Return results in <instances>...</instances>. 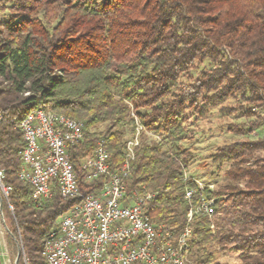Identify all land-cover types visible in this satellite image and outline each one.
Masks as SVG:
<instances>
[{
	"label": "trees",
	"instance_id": "obj_1",
	"mask_svg": "<svg viewBox=\"0 0 264 264\" xmlns=\"http://www.w3.org/2000/svg\"><path fill=\"white\" fill-rule=\"evenodd\" d=\"M10 9L0 20V170L25 264H45L44 236L77 201L54 185L38 205L19 178L17 125L34 108L82 122V140L67 150L88 193L107 179L89 181L82 168L98 143L112 172L124 160V130L133 135L135 118L157 136L135 147L126 191L151 192L145 213L178 235L186 224L184 189L194 190V201L199 194L184 176L191 160L182 145L191 139L186 112L204 116L221 105V112L255 118L231 128L241 134L264 124L256 113L264 109V0H14ZM204 61L208 67L183 81ZM230 98L240 102L223 106ZM212 159L230 164L227 182L203 190L215 217L195 216L190 264H216L215 248L235 253L232 264H264V137L226 143Z\"/></svg>",
	"mask_w": 264,
	"mask_h": 264
},
{
	"label": "built area",
	"instance_id": "obj_2",
	"mask_svg": "<svg viewBox=\"0 0 264 264\" xmlns=\"http://www.w3.org/2000/svg\"><path fill=\"white\" fill-rule=\"evenodd\" d=\"M4 118L0 111V120ZM23 139L20 152L19 178L31 187L32 199L40 205L51 196L56 185L62 198L76 199L72 208L60 215L57 226L43 239L42 256L45 264H190L189 245L191 224L197 215L212 217L214 201L203 190L212 185L197 184L199 194L184 189L187 202L186 224L178 235L151 222L145 213L151 192L127 193L126 180L140 134L157 136L144 130L135 119L134 133L125 144L124 160L116 171H109L110 157L102 143L92 156L82 162L87 179L107 176L99 191L80 190L71 164L68 147L83 138L82 122L41 108L31 109L18 123ZM0 194L7 198L8 189L2 183ZM12 210L11 205H8Z\"/></svg>",
	"mask_w": 264,
	"mask_h": 264
},
{
	"label": "rangeland",
	"instance_id": "obj_3",
	"mask_svg": "<svg viewBox=\"0 0 264 264\" xmlns=\"http://www.w3.org/2000/svg\"><path fill=\"white\" fill-rule=\"evenodd\" d=\"M13 1L14 0H0V20L10 14V7ZM208 66L209 64L206 61L198 63L197 66L190 71L188 75L190 79L183 77V81H193L198 71ZM237 101L240 102L239 100L231 98L227 99L224 101L223 106L234 107ZM220 106L210 108L204 116L196 115L191 109L188 110L186 112L187 120L185 125L191 132V139L182 143L183 147L191 154V160L184 169L186 176H190L199 181L203 186L212 185V190L218 189L227 182L226 171L230 165L226 161H214L212 159V155L216 150L220 146L235 140H250L256 137H264V124L256 130H251L246 134H241L236 130H232L231 128L233 127H247L249 124L248 122L254 121L255 118L247 119L239 117L236 114H230L224 111L221 112L219 111ZM256 113L264 115V109H257ZM124 132L127 140L132 137V134L129 133L127 128ZM139 137L145 141L154 139L145 133L140 134ZM259 154H263V152H259ZM3 199L5 201H3ZM3 202H6V199L0 194V263L15 264L18 249L22 252L21 243L20 239L16 238L13 234V231L16 230L18 232V229L12 219L11 210L9 209L10 212H8ZM214 215L211 219L215 217ZM214 250L213 262L216 264H232L238 261L237 255L229 250L217 248ZM20 257H22L21 263L25 264L22 253L19 258ZM19 258L17 264H21Z\"/></svg>",
	"mask_w": 264,
	"mask_h": 264
},
{
	"label": "water",
	"instance_id": "obj_4",
	"mask_svg": "<svg viewBox=\"0 0 264 264\" xmlns=\"http://www.w3.org/2000/svg\"><path fill=\"white\" fill-rule=\"evenodd\" d=\"M22 252L18 249V253H17V257H16V260H15V264H17V261H18V258H19V256H20V254H21Z\"/></svg>",
	"mask_w": 264,
	"mask_h": 264
}]
</instances>
